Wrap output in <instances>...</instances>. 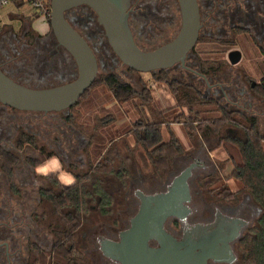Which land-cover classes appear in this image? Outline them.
<instances>
[{"label": "flooded vegetation", "instance_id": "obj_1", "mask_svg": "<svg viewBox=\"0 0 264 264\" xmlns=\"http://www.w3.org/2000/svg\"><path fill=\"white\" fill-rule=\"evenodd\" d=\"M196 2L200 28L194 46L186 54L183 62L179 61L168 68L152 72H158L161 77L171 70L178 71L177 73L180 72L181 75L175 74L172 81L184 83L185 81L182 80L184 75L196 77L207 83L205 96H211L207 92H210L216 85H209V82L217 79L215 74L218 71L216 68H212L214 71H211L210 67H217L223 62L225 63L226 60L232 64L229 60L231 51H239V61L243 58L247 61L250 60L248 62L264 60V0H196ZM127 11L128 25L136 43L138 42L137 36L144 32L169 34L160 44L153 47L156 48L171 41L179 31L181 17L178 0H127ZM65 17L70 24L72 22L74 26L71 25L74 29L86 40L99 64L100 59L104 58L100 51L110 46L104 29L97 20L96 13L89 6L82 4L68 9ZM24 34L22 32L19 35L12 30L0 32V69L10 78L22 85L39 88V86H31L18 81L5 71V66L11 67L15 71L26 72L27 75H34V71L25 70L24 66L30 62L35 64L42 62L43 69L37 70L36 76L44 79L43 77L52 68L53 59L60 55L64 56L67 63L70 61V66L76 69L72 56L57 43L52 33L50 35ZM31 39L32 41H29ZM137 45L139 46L138 43ZM216 46L228 48L225 58L217 57L220 50L214 48ZM52 69L56 71V67ZM52 86L54 85H44L42 88ZM213 92L215 94L216 91ZM220 92L224 96L227 93L231 94L230 90L226 92L222 88H220ZM51 112L57 111L20 110L0 102V153L4 151L16 157L15 163L8 165L9 170H7V164L0 154V192L4 189L7 194L16 196L11 199L18 206V212L14 215L11 210L3 209V202L0 200V264H58L51 249L58 240V231H61L63 227L60 224L56 225L57 228L61 226L62 229L57 230L55 234L54 231H51V240L47 235L41 237L35 235L33 210L26 212L22 206L24 201H21V198L25 197L23 195L30 193L35 194L33 197L30 196L31 198L36 197L39 201L41 191L59 192L61 187L72 186L78 181V175L73 171L67 172L74 178L70 184L59 182L57 176L50 177L52 173H59L62 167H70V164L82 167L84 163L80 155L73 159L72 153L65 154V150L60 147L59 143L56 144L58 154H52V152L43 154L45 144L49 145L51 142L50 131L52 128L50 123H46V125L41 124L38 129H35L33 120L35 113L45 116ZM204 135V142L200 145L198 154H194L193 158H187L186 165L181 171L171 180L167 175L165 184L160 182L161 187L158 191L145 190L143 193L146 195L166 193L174 179L186 168H190V174L186 180L189 199L182 202L188 211L184 214L170 215L164 219L162 229L169 235L170 240L169 238L157 239L154 237L147 239L146 245L149 247L147 252L152 254L149 255L151 261L166 255L169 258L168 261L174 262L178 253L182 264H198L200 262H204V264H241L239 241L253 226L259 210L246 193L223 188L222 191L225 190L223 195L220 191L209 195L206 181L216 182L222 180V177L219 176L215 164L212 163L209 169L206 168L204 150L203 153H200L203 146H206V132ZM34 152L38 153L36 157H34ZM62 152H64V157L61 156ZM51 157H56L58 166L55 169H50L49 173L43 177L49 184L38 186L36 177H34L35 168L50 164ZM181 158L185 159L186 157L182 156ZM19 169L23 170L21 172L23 174H19ZM143 179L144 177H140L141 181ZM91 188L90 185V190L86 191H91ZM138 194L139 191H135V197H133L138 203L137 206L133 208L131 206L135 212L130 217L125 216L117 227L112 224L95 223L88 227L87 232L81 233V238L87 239L89 245L91 244L85 251L87 256L89 255L90 264H122L120 258L115 256L117 253L113 244L121 241V232L131 229L132 219L141 205ZM30 197L26 196L29 200ZM71 211L73 210L71 209ZM77 222L76 220V235L77 229H80L81 226ZM24 227L27 229L26 233H24ZM98 229L111 230L114 235L98 239L96 237ZM40 230L42 231V228ZM130 245L133 246L134 242L131 241ZM72 249L76 257H71L68 264H82V260L77 259L81 248L75 239ZM137 252L138 256L142 255L139 250ZM207 254L212 257L206 259ZM61 264H66V261L63 260Z\"/></svg>", "mask_w": 264, "mask_h": 264}, {"label": "rangeland", "instance_id": "obj_2", "mask_svg": "<svg viewBox=\"0 0 264 264\" xmlns=\"http://www.w3.org/2000/svg\"><path fill=\"white\" fill-rule=\"evenodd\" d=\"M169 32L171 33V31ZM166 36L168 37L169 34L165 33L162 35L144 32L142 35L137 36V43L144 49H150L160 44ZM29 41H32V39ZM214 48H219L220 50L217 57L221 59L226 57L227 47L216 46ZM253 52L255 53V51ZM63 57L60 55L53 59L52 68L56 67V71H53L51 68L48 74L43 77L45 80L36 76L37 70L43 69L42 62L37 64L30 62L24 66L25 70L29 69L28 71H34V75H27L26 72L15 71L7 66H5V71L20 82L31 86H55L72 80L74 76L75 68L70 66V61L67 63ZM248 61L243 58L236 64H230L226 60L225 63L223 62L217 66L216 70L218 72L215 74L217 79L215 78L209 82V85L215 84L216 87H213L207 94L216 97L219 103L228 110H238L246 118H254L258 131L264 135V94L261 91L260 85L257 84L264 77V60ZM177 72L171 70L159 77V74L155 75L151 72L141 73L132 71L117 59L115 55L113 56V54L106 60L102 57L98 64L97 78L112 73L122 82L131 84L136 91H139L141 85H144V83L150 85L152 95L151 106L153 108L146 109L141 107L138 98L133 99L131 102L120 104L105 87L98 85L84 99L68 110L51 112L45 116L38 113L34 115L33 122L35 129H38L41 124L46 125V123H50L52 128L50 131L51 142H49V145L45 144L43 154H47L48 152L58 154L59 151L56 144L59 143L60 147L65 150H63L65 154L72 153L74 155L72 156L73 159L77 155H80L84 160L82 167L80 166L81 168L70 164V167H62L59 173H52L50 177H53V175L54 177H59L63 173L73 171L80 179H84L83 174L89 171L90 164L94 165L98 162L101 164L97 176L102 181L103 189L110 196L111 205L109 206V212L102 215L98 210L96 201L88 196L85 198L86 204L84 210L74 212L75 219L81 224L80 229H77V235L74 239L81 248V253L77 256V259H81L82 264H90L89 255L87 256L85 251L89 249L91 244L89 245L87 239L88 242L84 238H81V233L87 232L88 227L95 223L112 224L117 227L118 223H121L125 216L130 217L135 212L131 209V206L133 208L138 204L133 199L135 197V190L139 189L142 192H145V190L158 191L161 187L160 182L165 184L167 175L171 180L181 171L184 165H186L187 158H193L194 154H198L197 151L204 142V131H191L186 128L185 121H188V109L178 106L174 101L170 85L173 83L171 81L175 74H178V76L181 75L180 72ZM182 80L185 83H191L201 94L205 95L207 90V83L205 81L187 75H184ZM220 88L226 92L230 90L231 94L227 93L226 96L221 95ZM214 90L216 91L215 94L213 92ZM153 109L156 116L158 111H160L161 115L159 117L161 116L165 122L161 126L162 139L168 140L170 133H172L183 146V153L179 155L186 157L185 159L179 155L164 156L166 158L165 166L162 167V165H159L157 167L156 164H149V162V165L146 166L145 157L142 156V160L139 158V147L135 142L133 123L136 119L144 118L143 116L148 117V112L150 113V118H152V114H154ZM201 110V116L204 117V125H206V117L211 119L218 115L215 108L211 105L206 106L204 104V106H201ZM237 119L238 125L226 124L218 134H210L209 131L206 132V146H203L200 153H203L204 150L206 168L209 169L212 163L215 164L219 176L222 177L220 181H206V189L210 196L218 193L217 191H220L223 195L225 191H222L223 188L244 193L239 183L229 178L232 163L239 162L241 157L237 146L228 141V136L240 139L244 138L242 126L248 125L246 120L238 117ZM101 121L105 122V124L102 127L97 126L98 123H102ZM62 128L65 129L63 130ZM109 145H116L118 151L117 153L112 152L108 157L105 152ZM262 146L264 148V140L262 141ZM64 152L61 154L62 157H64ZM37 154L34 152V157ZM105 158L111 160V166H109L110 168L108 167L109 171H106V167L104 168L102 164ZM154 158H158L157 155ZM53 160L56 161V157H51L50 164H46L51 170L56 168L52 164ZM77 163L80 164L79 162ZM21 164L23 163L21 162ZM22 171V169H19V174H23L21 173ZM45 175L46 173L37 174L35 172L36 185L49 184L47 179L43 178ZM140 177H144V179L141 181ZM57 180L60 182L58 178ZM82 183L85 185V190H90L89 182L84 179ZM23 196L25 197L23 199L21 198V201H24L22 206L25 211L33 210L34 234L40 237L47 235L48 239L51 240V231H54L55 234L64 225L62 217L53 211L48 202L44 200L38 201L36 197L34 199L30 197L35 196V194L30 193ZM26 196L31 199H27ZM14 197L16 196L7 194L4 189L0 192L3 209L11 210L15 215L18 212V206L11 199ZM130 202L131 204L129 205ZM125 223L126 220L124 221ZM58 224L61 225L59 228L56 226ZM41 228L42 231L40 230ZM23 230L24 233L27 232L26 227ZM113 235L114 233H111V230L98 229V236L96 237L99 238L102 236L108 238L107 236ZM57 236L59 235L57 234ZM36 238L39 239V237ZM241 264L245 263L242 262Z\"/></svg>", "mask_w": 264, "mask_h": 264}, {"label": "water", "instance_id": "obj_3", "mask_svg": "<svg viewBox=\"0 0 264 264\" xmlns=\"http://www.w3.org/2000/svg\"><path fill=\"white\" fill-rule=\"evenodd\" d=\"M49 3L51 33L57 43L72 56L76 65V76L60 85L32 88L16 82L0 69V102L4 105L42 112L65 110L78 101L97 77L98 63L92 49L65 17L70 8L82 4L89 6L96 13L113 53L125 66L141 73L183 62L194 46L200 28L196 0H178L181 24L175 38L159 47L143 49L135 42L128 25L127 0H50ZM239 59V51L229 53L232 64ZM189 174L190 168H186L174 179L166 193L146 195L139 189L135 190L139 191L140 208L132 219L131 229L121 232V241L113 244L117 253L115 256L120 258L122 264H182L178 253L174 262L168 261L166 255L151 261L149 255L152 254L147 252L149 247L146 241L150 237L170 240L169 235L162 229V223L167 216L188 211L182 202L189 199L186 181ZM131 241L134 242L133 246L130 245ZM138 250L142 255H137ZM210 256L207 254L206 259Z\"/></svg>", "mask_w": 264, "mask_h": 264}, {"label": "trees", "instance_id": "obj_4", "mask_svg": "<svg viewBox=\"0 0 264 264\" xmlns=\"http://www.w3.org/2000/svg\"><path fill=\"white\" fill-rule=\"evenodd\" d=\"M14 2H16V0ZM49 2L50 0H47L46 5L50 8ZM36 14L34 16L37 17L38 13L36 12ZM34 16L32 18H35ZM44 17L50 26V10ZM100 52L101 56H104V59H109L112 54L113 56L115 55L111 47L103 49ZM210 68L211 71H214L217 67L214 69H212L213 67ZM151 73L155 75L158 74V72ZM171 82L173 83L170 85V90L174 101L178 106L188 109V121H185L187 129L191 131L199 130L201 132L209 131L210 134H218L221 128L226 124L238 125L237 117L248 122V125L242 126L244 138L240 139L228 136V141L237 146L241 157L239 162L232 163L229 171V178L239 183L243 192L249 195L259 210L253 226L239 241L240 261L245 264H264V148L262 146L264 135L260 134L258 131L254 118H246L238 110H228L219 103L216 97L201 94L199 90L189 83L180 81ZM257 84L260 85L261 91L264 94V77L261 82ZM98 85L105 87L111 93L112 97L120 104L131 102L133 99L138 98L141 107L146 109L150 107L153 108L151 106L152 95L150 85L144 83V85H141L140 90L136 91L131 84L122 82L112 73L102 75L99 78L96 77L73 106L84 99L91 90ZM204 104L206 106H213L218 113L216 117H212L211 119L206 117V125H204V117L201 116V106H204ZM152 111L153 113L155 112L154 109ZM159 115H161L160 111H158L157 116L156 113H154L152 114V118H150V113L148 112V117L142 114L144 118H139V120L136 119L133 123V134L135 142L139 147L138 156L141 160L142 156L145 157L146 166L151 163L156 164L157 167H159V165L163 167L166 161L164 156L179 155L182 154L184 150L179 140L174 137L172 133H170L168 140L162 139L161 126L164 125L165 122ZM103 121H101V124L98 123L97 126L102 127V125L105 124ZM110 146L111 145H109V147ZM109 147L105 152L108 157L112 152L117 153L118 151L116 145ZM0 154L3 157V161L7 164L6 169L9 170L8 165L14 164L16 157L4 151ZM154 154L157 155L158 158H154ZM107 158L104 159L102 164L104 168L106 167V171H109L108 167L111 166V160ZM100 167L101 164H99V162L94 165L90 164L89 171L83 174L85 181L89 182L92 186L91 191L85 190V185L82 183L84 179L78 177L76 184L68 187H61L59 192L41 191L39 193V200L48 202L53 211L61 216L64 221L62 231L58 232V240L54 243L53 249H51L54 259L58 264H61L63 260L68 264L71 261V257L75 256V252L72 249L77 225L75 223L76 219L74 212L84 210L86 196L96 201L99 208L98 210L102 215L109 212L111 199L108 192L103 189L101 179L97 176ZM71 209L73 211H71Z\"/></svg>", "mask_w": 264, "mask_h": 264}, {"label": "crops", "instance_id": "obj_5", "mask_svg": "<svg viewBox=\"0 0 264 264\" xmlns=\"http://www.w3.org/2000/svg\"><path fill=\"white\" fill-rule=\"evenodd\" d=\"M35 14L36 12L31 6L19 0L0 6V32L12 30L19 35L22 32L25 34H51V28L46 18L40 14L36 17ZM33 16L35 18H32Z\"/></svg>", "mask_w": 264, "mask_h": 264}, {"label": "built area", "instance_id": "obj_6", "mask_svg": "<svg viewBox=\"0 0 264 264\" xmlns=\"http://www.w3.org/2000/svg\"><path fill=\"white\" fill-rule=\"evenodd\" d=\"M15 0H0V6L9 4ZM22 1L29 6H31L35 12L38 14L45 16L49 12L50 8L46 5L47 0H19Z\"/></svg>", "mask_w": 264, "mask_h": 264}, {"label": "clouds", "instance_id": "obj_7", "mask_svg": "<svg viewBox=\"0 0 264 264\" xmlns=\"http://www.w3.org/2000/svg\"><path fill=\"white\" fill-rule=\"evenodd\" d=\"M53 166H58L57 165V162L55 160H53L52 162ZM50 170L49 166H38L35 168V172L37 174H42V173H47L48 171ZM58 179L60 180L61 183L63 184H70L73 182L74 178L70 175V174H67V173H63L61 174Z\"/></svg>", "mask_w": 264, "mask_h": 264}]
</instances>
